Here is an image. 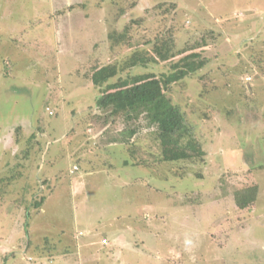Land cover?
<instances>
[{"label":"rangeland","instance_id":"rangeland-1","mask_svg":"<svg viewBox=\"0 0 264 264\" xmlns=\"http://www.w3.org/2000/svg\"><path fill=\"white\" fill-rule=\"evenodd\" d=\"M167 5L177 48L208 46L172 88L203 160L154 130L107 152L89 120L91 62L132 51L110 37L126 26L134 43L163 32ZM0 69V178L25 167L0 183V264H264V0H0Z\"/></svg>","mask_w":264,"mask_h":264},{"label":"trees","instance_id":"trees-1","mask_svg":"<svg viewBox=\"0 0 264 264\" xmlns=\"http://www.w3.org/2000/svg\"><path fill=\"white\" fill-rule=\"evenodd\" d=\"M163 3L155 7L159 8ZM159 12L163 17L169 16V24H165L167 27L159 35L143 43H134L129 35L131 27L126 26L122 32H112L110 37L115 42H123L132 51L120 60L100 62L95 59L91 62L85 78L99 90V94L94 105L88 106L94 108L89 120L100 126L99 136L103 144L126 143L143 130H154L160 142L194 152L203 160L206 151L197 132L187 123L181 107L173 100L172 88L186 77L198 75L197 72L207 66L209 58L204 51L208 46L187 44L177 48L175 33L181 24L176 26L172 21L176 19L178 22V12L168 10V5ZM159 63L166 66V72L130 73L134 67L146 68ZM2 182H6V176L0 178ZM257 190L256 184L238 187L233 192L235 206L244 209L253 205ZM42 200L34 202L33 206L38 208Z\"/></svg>","mask_w":264,"mask_h":264},{"label":"crops","instance_id":"crops-1","mask_svg":"<svg viewBox=\"0 0 264 264\" xmlns=\"http://www.w3.org/2000/svg\"><path fill=\"white\" fill-rule=\"evenodd\" d=\"M2 70L0 69V72H1ZM20 128H16V130H19ZM36 135L34 134V132L32 133V134H30V136L26 139V141H28V143L30 144V145H35V147H34V150L30 153L31 155H30V158H31V156H32V158H37L38 157V155H40L39 156V158L37 159L38 160V165L36 164L35 165V170H40V168H41V166L43 165V155H44V150L42 149V147H41V142L40 141H38L37 140V138L35 137ZM22 140V139H21ZM11 141H12V139H11ZM11 141L9 140V145L11 144ZM15 141L17 142V141H19L17 138H15ZM32 141L34 142V143H32ZM121 146V147H120ZM114 147H120V149H125V146H123V145H121V144H119V143H109V144H103V146L100 148V149H103V150H106L107 148H110L107 152H112V151H114L113 150V148ZM12 154V153H11ZM9 155H10V153H9ZM91 164V163H90ZM16 165H18V163H16ZM92 165V164H91ZM97 164L95 163L93 166H91V167H87L86 166V168L87 169H93V167L94 166H96ZM15 166V165H14ZM16 167V166H15ZM13 168V171H14V173L11 175V173L9 174V177H8V175L6 176V182H4V183H8V182H11V181H13V180H19V178H22L23 176H24V174H22L23 172V169L25 168L23 165H21V164H19V167H20V169H21V173H20V171H16V168ZM18 167V168H19ZM37 170V171H38ZM20 174V175H19ZM16 176H18V177H16ZM27 176V175H26ZM37 178H39V176H38V174H37V176H36V179ZM24 180V182L26 181L25 179H23ZM23 180H21V181H23ZM44 199V198H43ZM34 202H36V201H34ZM33 202V203H34ZM43 202V200L41 201V203ZM33 203H32V205H33ZM41 205V204H40Z\"/></svg>","mask_w":264,"mask_h":264},{"label":"built area","instance_id":"built-area-1","mask_svg":"<svg viewBox=\"0 0 264 264\" xmlns=\"http://www.w3.org/2000/svg\"><path fill=\"white\" fill-rule=\"evenodd\" d=\"M75 169H76V167H74ZM103 241H105V240H103Z\"/></svg>","mask_w":264,"mask_h":264}]
</instances>
